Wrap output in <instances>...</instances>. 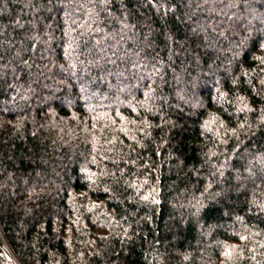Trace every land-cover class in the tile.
I'll list each match as a JSON object with an SVG mask.
<instances>
[{"label":"trees","instance_id":"trees-1","mask_svg":"<svg viewBox=\"0 0 264 264\" xmlns=\"http://www.w3.org/2000/svg\"><path fill=\"white\" fill-rule=\"evenodd\" d=\"M0 264H264V0H0Z\"/></svg>","mask_w":264,"mask_h":264}]
</instances>
